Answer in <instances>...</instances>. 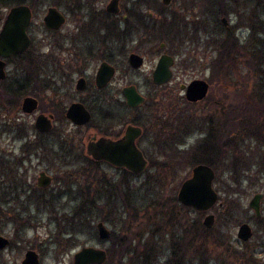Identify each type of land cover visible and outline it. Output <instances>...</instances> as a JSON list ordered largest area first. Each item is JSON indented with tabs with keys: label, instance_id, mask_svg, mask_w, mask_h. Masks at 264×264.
Listing matches in <instances>:
<instances>
[{
	"label": "rangeland",
	"instance_id": "1",
	"mask_svg": "<svg viewBox=\"0 0 264 264\" xmlns=\"http://www.w3.org/2000/svg\"><path fill=\"white\" fill-rule=\"evenodd\" d=\"M72 1L62 0L59 7H56L66 18L65 24L56 35L48 33L42 23L46 10L54 6L46 4L31 9L33 19L28 30L32 39L31 49L33 47L35 51L41 48L44 55H50L53 52L54 41L73 32L76 21L71 15ZM75 1L82 5L88 4L81 13L85 15L83 21L87 22L92 17L91 15L87 18V13L91 12L100 17L109 2V0ZM131 1L134 0H123L120 6L127 9ZM149 1L154 5L146 12L145 7L142 10L152 14L153 20L149 22L151 36L144 35L142 41H139L142 36L137 31L131 40L128 38L129 41H123L124 53L118 63L119 75L116 85H110L106 93L112 97L111 104L120 112L123 121L127 115L123 106V96L120 95L121 90L127 86H134L145 98L159 91L151 88L150 74L161 52L158 49L159 45L167 44V40L174 34L178 35L175 44L179 40L182 42L180 50L184 56L174 57L173 78L165 87L166 93L163 97L165 99H162V103L169 104L171 108L173 102L178 108L179 85H186L194 79H209L210 71L207 67L212 59L213 63L217 59L219 45L227 35L226 29L220 23L221 17L226 18L225 27H228V32L238 42V58L235 61L238 72L236 74L233 70L231 75L227 76L228 85H232L227 88L219 83V71H213V81L210 84L213 87L209 92V96L213 98V122H216L215 118L217 119L214 106L216 99H223L227 106L232 104L229 107L232 110L234 104L241 106L243 101L240 96L241 90L233 87L239 83L245 82L244 86L252 101L264 107V27L257 24L258 22L264 24V0H222L221 3L220 0H172L167 7L162 5L161 0ZM8 10L9 7L0 8V28ZM159 11L167 16L159 17ZM211 12L213 23L206 21V18L211 19ZM222 12L225 13L224 16ZM210 25H213L212 31ZM105 33L106 30L101 29L97 35ZM193 41L197 42V49L194 48ZM138 43L139 46L136 48ZM211 44L213 46L206 47ZM41 45L42 47H39ZM166 46L173 55L175 51L171 48L173 46L171 44ZM131 52L144 58L143 67L138 71H132L128 67L127 56ZM188 52L196 61L199 56L201 67L186 72L181 70L179 63ZM55 54L58 53L55 51ZM205 54L208 58L204 60ZM60 56L62 59L66 58L65 54ZM17 60L12 61L6 71H13L18 64ZM45 62L46 64L42 65L49 68L47 74L50 76L52 65L50 61ZM96 64L95 61L90 63L87 75ZM20 78L21 83H24L23 78ZM47 80L50 82L49 78ZM26 81L29 85L30 81ZM30 83L34 85L33 82ZM88 88L89 93L94 87L88 85ZM72 89L74 90V85ZM39 95L46 107L51 96L50 91ZM16 105L14 102L0 101V162L4 159H9L11 163L17 162L21 157V150L25 151L21 158L23 161L19 170L20 175L12 180L9 179L10 176L7 179L0 177V236L8 239L10 243L7 250L0 253V264H20L28 250H33L39 255L40 264H72L73 255L80 248L87 246L104 249L106 254L110 252L104 264H138L139 259L132 262L133 259L119 251L118 242H126L132 236L134 242L136 236L145 240L153 234L154 243H158L159 246L157 250L159 257L150 259V264L153 261L155 264H166L168 257L165 249L169 245L168 241L171 243L173 238L177 237L187 238L189 241L181 264H263L264 200L261 203L259 220L248 208L251 198L256 193L264 191V147L255 137L237 134L226 140L229 147L220 156L221 160L215 171L214 189L219 195L218 203L207 213L201 214L181 206L176 200L179 186L191 170L187 162L180 161L179 156L181 158L188 156L179 154L181 153V147H178L179 135L172 136L170 132L169 145L172 150L164 154L150 152L146 142H141L140 149L145 158L153 163L154 168L147 167L140 176H130L129 173H123L107 165H98L97 171L93 172L89 167L91 164L87 161L89 159L81 148L80 151L73 152L68 164L64 165L57 160L59 164L54 167L51 162H47L50 160L46 161L41 152L26 153L29 152V145L37 142V133L33 127L37 113L27 116L20 111L15 112L13 107ZM261 120L264 121V113L258 118L257 123ZM67 128L75 131L69 126ZM85 133L86 131H83L81 134L85 136ZM79 136L75 135L77 139ZM42 140L45 143H52L51 137ZM186 143L189 146L194 145L193 136L188 137ZM40 172H46L53 178L52 185L47 190H39L35 186ZM102 183H107L105 189L101 188ZM109 195L113 196V200L106 206ZM93 197L101 198L102 203L97 206L98 208L91 204V201H94ZM74 212L91 213L92 219L91 225L79 230L77 232H80L79 235L70 241L71 237L67 236L66 232H71L72 224L68 226L67 219L71 218ZM207 214L214 216L211 229H206L202 225ZM13 219L25 221L14 223ZM98 222L105 224L113 239L109 238L107 241L98 239L96 232ZM242 223L248 224L253 231L252 239L246 243L240 242L236 237L237 229ZM198 224L202 229L197 227ZM134 242L132 241L131 248L134 247ZM245 249L250 250L249 256L243 255Z\"/></svg>",
	"mask_w": 264,
	"mask_h": 264
},
{
	"label": "flooded vegetation",
	"instance_id": "2",
	"mask_svg": "<svg viewBox=\"0 0 264 264\" xmlns=\"http://www.w3.org/2000/svg\"><path fill=\"white\" fill-rule=\"evenodd\" d=\"M75 2V0L71 2V15L76 21L74 30L71 34L66 35L64 38L54 41L52 46L53 52H51L50 55H44L41 48L35 51L33 50V47L30 49L32 46V39L28 34L31 44L27 51L21 55L11 56L3 60L5 63V78L4 80H0V101L16 103L17 105L13 107L15 112L20 111L23 115L31 116L37 113L34 118V129L36 118L39 115L47 117L51 123V129L47 133H41L35 129L37 133V142H34L33 145H29V152L26 153L31 154L32 151L37 154L38 152H41L46 161L50 160L47 162H51L52 166L57 167L59 164L57 163V160L64 165L68 164V160L72 157L73 152L77 150L80 151V148L83 150L84 155H86V146L89 142L93 140L96 141L100 138H106L112 141L120 140L124 137L126 129L128 127H133L141 131L140 136L135 140V146L140 151L142 149V141L146 142L150 148V152L156 154H164L165 152L172 150L169 145L171 132L172 136L177 134V136L179 135L180 137L179 146L177 145L178 147H181L180 154L184 156L194 155L197 157L199 162L204 163H201V165H206L214 171L213 98L209 96L210 89L213 87V85H210L213 81V59L209 67H207L210 71L209 79H194L186 85H179V106L176 108L175 104L172 102V106L169 108V104L166 105L165 103H162V99H165L163 98L166 93L165 87L169 85L173 78V67L175 64L174 57L179 56L182 58V56H184L180 50V48L182 49V42L179 40L178 43L175 44L178 35L174 34L171 36L172 33H170L169 35L171 36V39L167 40V44H171L173 46L171 48L175 50L174 54L172 55L168 51L166 46L167 44L161 43L158 47L159 51H161L160 55L152 73L150 74L151 88L159 91L153 92V94H150L145 98L136 89L137 92L144 98V102L140 106L129 107L126 105L122 94V90L126 88L124 87L121 90L120 95L123 96V106L125 108L127 118L123 121L120 117V112H118L111 104L112 97L110 98V95L106 93H108V87L110 85H116L115 82L117 80V76L119 75L118 63L121 59V55L124 53L122 46L123 41L126 42L128 38L131 40L132 35L137 31L142 36L139 41H142L147 34L149 35L148 37L151 36V26L149 22L153 20L152 14L145 12L151 7V5H154V3L149 0H134L129 3V7L127 9H123L120 6V4L123 3V0H118L117 12L111 13L106 11V7L110 2L109 0L100 17L91 12L87 13V18L92 15V17H90V21L87 22V20L83 21L85 15L81 13L82 10L85 11L88 4L85 3L82 5V3ZM162 5L165 7L169 6L164 5L163 3ZM144 7L146 8L144 9L145 12L142 10ZM158 14L159 17L163 18L167 16L161 11H159ZM224 14L225 13L222 12L223 16ZM211 16V19L208 20L206 18V21L213 23L212 12ZM223 19L225 23L223 22ZM220 23L226 29L227 33H230L228 32V27H225L227 24L225 17H221ZM122 25L124 26L123 29ZM61 27L57 30H47L45 27L44 29L48 33H51V35H56ZM210 28L212 31L213 25H210ZM101 29L106 30L105 35H97ZM193 44H195L194 48L197 49V42L193 41ZM138 46L139 43L136 48H138ZM211 46H213V44L210 46L206 45L207 48ZM39 47H42V45ZM55 51L58 53L57 55L55 54ZM27 52L28 54L26 56L25 54ZM63 54L66 56L65 59H62L60 56ZM131 55H137L142 58V65L140 68L133 69L130 66L129 57ZM163 56L172 59V65L170 67L171 79L167 83L159 85L153 82V74L157 68L159 60ZM207 58L208 56L205 54L204 60ZM16 60L18 61V64L15 66L14 70L11 72L6 71V69L10 66V63ZM45 61H50V64L52 65L50 76L47 74V70L49 68L42 65V63L46 64ZM93 61L97 62V64L92 68L91 73L87 75V68ZM199 62V56L196 61L190 52H188V54L180 60L179 65L182 71L188 72L193 68H200L201 64ZM27 63L28 65L26 66ZM143 63L144 58L142 56L134 52L128 54L127 64L132 71L140 70L143 67ZM103 64L112 68L113 75L107 82H105L104 85L106 86L104 88H97L96 77L100 66ZM203 66L205 67V64ZM43 68L46 69L43 70ZM10 73H12V76H10ZM20 77L23 78L24 83H21L22 81L20 80ZM47 78L50 79V82ZM26 80L33 82L34 85H31L30 82L29 85H27ZM193 81H204L207 84V92L204 98L196 102H190L186 99V90ZM41 83L44 85H40ZM47 83L49 85H47ZM244 84L239 83L238 85ZM73 85L74 90L72 89ZM77 85L85 86L82 90H80L77 88ZM88 85H93L94 87L89 93L87 92L89 90ZM46 91H50L51 96L47 106L45 107L43 98L39 94H43ZM86 93H88L87 96L85 95ZM26 97H30L37 102L36 110L30 114H26L22 111V102ZM168 98L170 99V97ZM74 104L81 105L88 112L90 118L86 124L78 126L68 119L67 112ZM67 126L75 129V131H70ZM257 128L258 133L262 136L261 138L254 133L249 135L255 137V139L258 140L264 147V121L261 120L260 123H257ZM83 131H86L85 136L81 134ZM260 132H262V134ZM75 135L80 136L77 139ZM190 136H193L194 138V145L189 146L186 143V139ZM46 137H51L52 143H45L42 140ZM23 153H25V151L21 150V157L18 158L17 162L11 163L8 161L9 159H4L0 162V177L2 176L7 179V177L10 176L9 179L12 180L16 179V177L20 175L19 170L22 168L23 159L21 158H23ZM141 153L143 154V151H141ZM86 157L95 163H99V165L112 167L105 162H96L87 155ZM147 163L149 165L148 160ZM117 170L125 171L122 169ZM41 173L49 176L46 172H40L39 175ZM50 178L52 185L53 178ZM214 181L212 182V186H214ZM51 185L47 188H38L35 183L36 188L39 190H47L51 187ZM9 245L10 243L5 249L0 250V253L6 251Z\"/></svg>",
	"mask_w": 264,
	"mask_h": 264
},
{
	"label": "water",
	"instance_id": "3",
	"mask_svg": "<svg viewBox=\"0 0 264 264\" xmlns=\"http://www.w3.org/2000/svg\"><path fill=\"white\" fill-rule=\"evenodd\" d=\"M171 0H162L164 5H169ZM118 0H110L106 7L107 12H117ZM32 11L27 5L12 6L4 19L0 29V80H4L5 63L3 60L16 55H21L29 48L31 40L27 30L31 23ZM223 22L225 23L224 19ZM65 23V17L55 7H49L43 17V25L47 30H57ZM129 64L133 69H138L142 65V58L137 55L129 57ZM172 59L166 56L161 57L157 68L153 74L155 84H165L171 79ZM113 75V70L106 64L100 66L96 83L97 88H104L105 82ZM85 85H77L82 90ZM207 92V84L204 81H193L186 90V99L190 102L202 100ZM126 105L137 107L143 104L144 98L137 92L134 86L126 87L122 90ZM37 108V102L26 97L22 102V111L26 114L34 112ZM67 117L75 125H83L89 121L88 112L79 104L72 105ZM35 129L41 133H47L51 129L50 120L39 115L35 121ZM141 131L137 128L128 127L122 139L112 141L106 138H100L89 142L86 146V155L96 162H105L116 169H122L126 172L140 176L147 168V160L141 151L135 146V140L140 136ZM215 179V173L206 165H196L191 168L190 175L180 184L177 191V202L185 207L194 210L197 213H206L218 203L219 195L212 186ZM51 185V178L41 173L37 180L38 188H47ZM264 198V191L255 194L248 203V208L253 212L255 218H261V201ZM220 206V204H219ZM214 223V216L205 215L202 225L206 229H211ZM98 239L107 241L110 238V231L105 224L98 222L96 224ZM237 239L246 243L253 237L251 227L242 223L239 225L236 234ZM9 244L8 239L0 236V250L5 249ZM107 260V254L104 249L87 246L80 248L73 255L72 264H104ZM20 264H39V256L35 251L28 250ZM264 264V259H263Z\"/></svg>",
	"mask_w": 264,
	"mask_h": 264
},
{
	"label": "trees",
	"instance_id": "4",
	"mask_svg": "<svg viewBox=\"0 0 264 264\" xmlns=\"http://www.w3.org/2000/svg\"><path fill=\"white\" fill-rule=\"evenodd\" d=\"M62 0H0V8H10L14 5H27L30 7V9L34 10L38 7H43L46 4H50L54 7H59ZM222 0H220L221 3ZM258 25L261 24L262 27H264V24L258 22ZM238 42L234 39L231 33H227L225 38L223 39V42L219 45V53L218 57L213 63V71H219V83H221L225 87H229L232 85H228V79L227 76L231 75V71L234 70V72L237 74L238 70L237 65L235 63L238 54ZM31 49V48H30ZM29 52V50H28ZM28 52L25 54L27 56ZM28 63L26 64V66ZM264 75V72H263ZM227 83V85H226ZM234 88H240L241 90V106L233 105V110L229 109L232 104L229 106L225 105L223 102V99H216L214 101V106L216 107L215 111V118L216 122H213V170L216 171L218 167V163L220 159V156L223 155L225 149H228V145L226 140H229L233 137V135L237 134H256L258 137H262L258 133L257 128V122L258 118H260L261 114L264 113V107L259 106L256 102H253L252 98L250 97L247 88L244 85H233ZM257 130V131H255ZM180 154V153H179ZM180 158L181 160H184L187 162V165L190 167H193L195 165L201 164L202 162H199L196 157L188 156V158ZM89 164V167L91 168V171L95 172L97 171V166L99 163H95L91 160H87ZM177 161V162H180ZM204 164V163H202ZM244 165V163H243ZM96 167V168H95ZM154 168L153 163L149 162L148 168ZM123 173H127L125 171H122ZM128 174V173H127ZM132 176L131 174H129ZM107 186V183H102L101 188L105 189ZM91 194V193H89ZM92 195V194H91ZM90 195V196H91ZM100 196V195H99ZM94 198V197H93ZM113 196L109 195L107 197V204L106 206L113 200ZM101 198L99 199L94 198V201H91V204L95 206V208H98L97 206H100L102 202ZM91 219L92 214L86 213V212H74L71 218L67 219L68 226L72 224L71 232H66L67 236L69 235L70 241H72L74 237L78 236L79 233H77L79 230L84 229L85 226L91 225ZM105 220V219H104ZM14 223H22L25 220L19 219L18 221L14 220ZM199 229H202L201 225H197ZM175 235L173 234L172 237ZM134 237V236H132ZM128 239L126 242H121L119 244V251H122L124 253V256H128L129 259H133L132 262L135 259H139L140 262L138 264H150L149 260L153 258L159 257L157 254V250H159L158 243H154L155 234L151 235L147 239L140 238L136 236L135 242L134 238ZM194 238V236H193ZM110 239H113V235L111 234ZM173 242H169L168 247L165 249L167 252V260L168 262L166 264H181L185 255L186 250L188 249V243L189 241L187 238H173ZM69 240V239H68ZM144 240V241H143ZM130 241V243H129ZM132 241L135 243L134 247L131 248ZM131 252V253H130ZM133 252V253H132ZM244 256H249L248 253H250L249 249L243 250ZM107 255H110V252H107ZM130 264V263H129ZM155 264V261L153 263Z\"/></svg>",
	"mask_w": 264,
	"mask_h": 264
}]
</instances>
